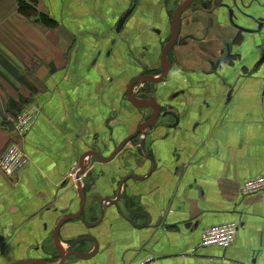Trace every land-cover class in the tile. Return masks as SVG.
Returning <instances> with one entry per match:
<instances>
[{"label":"crops","instance_id":"1","mask_svg":"<svg viewBox=\"0 0 264 264\" xmlns=\"http://www.w3.org/2000/svg\"><path fill=\"white\" fill-rule=\"evenodd\" d=\"M24 1L46 18L0 0V154L14 140L29 158L16 175L0 169V264H264V191H238L264 173V0L181 13L165 79L141 82L160 114L137 135L153 107L126 88L162 73L184 0ZM27 104L37 111L19 136ZM231 221L229 246L200 245Z\"/></svg>","mask_w":264,"mask_h":264},{"label":"built area","instance_id":"2","mask_svg":"<svg viewBox=\"0 0 264 264\" xmlns=\"http://www.w3.org/2000/svg\"><path fill=\"white\" fill-rule=\"evenodd\" d=\"M37 108L33 104L21 107L13 120V131L24 136L30 130ZM28 155L17 141H10L4 151L0 154V169L8 176L18 174L28 163ZM76 168L72 172L75 179ZM238 191L244 195L257 194L264 191V173L242 182ZM238 231V223L231 221L213 224L203 229L200 245L229 246L235 239Z\"/></svg>","mask_w":264,"mask_h":264},{"label":"water","instance_id":"3","mask_svg":"<svg viewBox=\"0 0 264 264\" xmlns=\"http://www.w3.org/2000/svg\"><path fill=\"white\" fill-rule=\"evenodd\" d=\"M193 1L194 0H184L183 3L178 5V7L175 9V11L172 15V18H171V37L164 44V46L162 48L161 56H160L161 57V66L163 69L162 73H160V75H158V76L154 75L153 73H142V74L136 76L135 78H133L129 82V84L126 88V95L134 105L139 106V107H145V106H152L153 107V113L147 119H144L143 121L140 122V124L138 125V129L136 130L134 135H137L138 133L144 134L145 129L149 126H152L156 122V120L158 119L161 108H160V104L156 101V99L154 97H152V96H143V97L138 96L135 92L132 91V86L136 82H160V81H163L165 79L166 74L169 70L166 55H167L168 50L170 49V47L173 45V43L176 40V37L178 34V22H179L180 15ZM214 1L215 0H213V3H214ZM130 11H131V9H129L128 11H126L122 15V17L119 19V21L117 23V28L122 26L125 18L127 17V15L129 14ZM229 15H230V18L232 20L233 15H234V12L232 9L229 10ZM243 29H246V28H243ZM246 30H251V29H246ZM131 138H132V136L126 137L124 140H122L115 147L114 151L112 152V154L109 157H111L113 154L118 152L123 147V145L128 140H130ZM94 155L96 157H98L99 159H102V157H100V155L96 151H88V153H87L88 157H92ZM108 158H105V160H107ZM89 165H90V159L87 161L86 165H82L80 163V165H78V169L76 170V174H75L76 177H79L80 173H82L85 170V168L88 167ZM68 252H70V251H68ZM71 252L75 253V251H71ZM61 255H62V260H64L66 255L64 253H61Z\"/></svg>","mask_w":264,"mask_h":264},{"label":"trees","instance_id":"4","mask_svg":"<svg viewBox=\"0 0 264 264\" xmlns=\"http://www.w3.org/2000/svg\"><path fill=\"white\" fill-rule=\"evenodd\" d=\"M19 10L26 16L37 17V19L46 18V16L40 12L34 5L25 2L24 0H19Z\"/></svg>","mask_w":264,"mask_h":264},{"label":"flooded vegetation","instance_id":"5","mask_svg":"<svg viewBox=\"0 0 264 264\" xmlns=\"http://www.w3.org/2000/svg\"><path fill=\"white\" fill-rule=\"evenodd\" d=\"M227 58V54H225L221 59L219 60H224ZM149 83V82H148ZM147 88L141 84V82H136L132 86V91L135 92L138 96H141V93L146 91Z\"/></svg>","mask_w":264,"mask_h":264}]
</instances>
